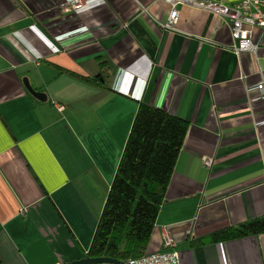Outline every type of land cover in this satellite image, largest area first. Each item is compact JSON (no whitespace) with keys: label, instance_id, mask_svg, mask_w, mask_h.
I'll use <instances>...</instances> for the list:
<instances>
[{"label":"crops","instance_id":"0c3cea01","mask_svg":"<svg viewBox=\"0 0 264 264\" xmlns=\"http://www.w3.org/2000/svg\"><path fill=\"white\" fill-rule=\"evenodd\" d=\"M70 1L0 0V264L88 258L141 103L189 124L147 253L167 231L180 264H264V234L196 243L264 216V31L236 55L204 10L169 30L162 0Z\"/></svg>","mask_w":264,"mask_h":264},{"label":"trees","instance_id":"16d2710c","mask_svg":"<svg viewBox=\"0 0 264 264\" xmlns=\"http://www.w3.org/2000/svg\"><path fill=\"white\" fill-rule=\"evenodd\" d=\"M90 83L89 78L71 73ZM106 88V84L101 85ZM189 129L187 121L139 105L127 144L94 234L90 259L127 263L147 254L162 204ZM264 234V216L218 231L199 245Z\"/></svg>","mask_w":264,"mask_h":264},{"label":"built area","instance_id":"2783aa9c","mask_svg":"<svg viewBox=\"0 0 264 264\" xmlns=\"http://www.w3.org/2000/svg\"><path fill=\"white\" fill-rule=\"evenodd\" d=\"M169 4L170 13L164 27L173 30L179 18V7L189 6L195 9L207 11L228 21L234 40L233 52L236 55L249 52L256 54L258 47L251 40V31L258 27L264 31V11L261 0H241L239 3L228 4V0H162ZM86 5L85 0H72L62 8L66 12H77ZM260 95L264 97V83L258 87ZM62 110L61 105L57 106ZM212 158L204 157L203 163L206 167H211ZM24 214V210L21 211ZM126 264H180V254L177 245L171 235L165 231L162 241V250L147 253L139 259L130 260Z\"/></svg>","mask_w":264,"mask_h":264},{"label":"water","instance_id":"95a60500","mask_svg":"<svg viewBox=\"0 0 264 264\" xmlns=\"http://www.w3.org/2000/svg\"><path fill=\"white\" fill-rule=\"evenodd\" d=\"M24 83H25V87L27 88V90L32 96L39 99L40 101L42 100L46 101V96L44 94L38 93L37 91H35L28 81H24ZM69 264H126V263L118 261V260H114V259H108V258H100V259L86 258V259L72 262Z\"/></svg>","mask_w":264,"mask_h":264}]
</instances>
